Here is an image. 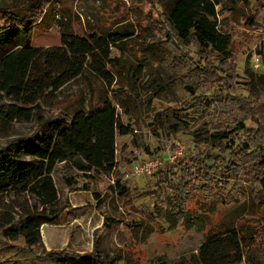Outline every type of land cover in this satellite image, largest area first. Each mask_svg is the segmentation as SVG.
Listing matches in <instances>:
<instances>
[{"label": "trees", "instance_id": "1", "mask_svg": "<svg viewBox=\"0 0 264 264\" xmlns=\"http://www.w3.org/2000/svg\"><path fill=\"white\" fill-rule=\"evenodd\" d=\"M149 1L159 11L160 0ZM224 1L174 0L162 22L172 29H165V42L177 52L169 66L183 71L189 85L180 109L171 110V115L156 113L153 131L162 128L165 119L184 122L189 113H200L209 122L196 136L201 143L208 140L212 144L197 155L185 154L164 163L146 179L143 196L155 200L153 211L143 220L132 218L129 225L132 238L139 242H146L156 228L172 231L181 221H198L203 216L198 210L205 206L236 202L245 194L242 179L259 188L256 196L264 211V125L258 120L256 101L233 94V80L238 76L226 67L234 58L232 36L220 30L217 12ZM51 2L15 0L0 7V118L36 124L31 135L0 148V197L23 190L37 196L40 203L36 210L23 209L16 215L0 211V264H119L124 258L109 256L99 242L87 254L47 252L41 244V226L61 214L60 194L66 197L71 191H90L95 175L116 172L117 181L110 189L130 196L131 182L116 171V146L118 137L130 135L133 129L120 120L112 98L91 111L48 119L40 102L85 70L111 85L120 67L112 49L133 40L135 30L129 25L116 31L93 29L83 36L68 33L62 36L60 46L34 47V27L44 21ZM189 43L197 48V60L184 47ZM143 69L136 68L126 78V88L116 92L138 89ZM201 77L216 80V89L212 92L197 82ZM6 99L11 103L5 104ZM242 103L249 106V117L242 115ZM59 164H64V169L58 171L57 185L54 174ZM70 169L81 172L88 182L82 185L69 175ZM95 197L101 200L98 192ZM255 222V230L222 223L187 233L177 250V256L182 257L169 264H260L264 260V215ZM165 260H161L163 264H167Z\"/></svg>", "mask_w": 264, "mask_h": 264}, {"label": "rangeland", "instance_id": "2", "mask_svg": "<svg viewBox=\"0 0 264 264\" xmlns=\"http://www.w3.org/2000/svg\"><path fill=\"white\" fill-rule=\"evenodd\" d=\"M14 2L0 0V7ZM173 2L160 0L158 10L163 14L160 15L149 0H52L44 21L34 27L32 45L43 49L60 46L62 36L68 33L83 36L93 29L116 31L132 25L136 34L126 45L112 49L113 57L120 59V67L114 73L115 81L111 85L90 76L85 70L78 78L40 102L43 116L48 119L57 114L91 111L112 98L120 120L133 129L130 135L119 136L116 146V171L124 176V180L131 182L130 196L123 197L119 190L113 192L110 189L117 181L116 172L95 175L90 191L79 189L68 192L66 197L60 194L58 207H63L61 214L54 221L41 226V244L47 252L68 250L87 254L99 242L101 249L109 256L120 255L124 258V262L119 264H163L161 260L164 258L169 264L182 257L177 256V250L186 238L185 234L217 228L222 223L255 230L258 225L255 221L260 222L264 215L260 207L262 203L256 196L259 188L242 179L245 194L241 193L236 202L211 208L205 206L202 211L198 210L199 215L203 213L198 221H181L172 231L156 228L146 242L132 238L130 220H143L153 211L155 201L143 196L148 176L138 173L134 166L149 163L157 157L166 158L167 154L174 155L181 148L186 156L197 155L212 144L208 140L201 143V138L198 140L196 136L209 122L200 113H189L184 122L165 119L163 127L153 131L156 128L153 125L156 113L164 111L171 115V110L180 109L189 85L186 77H182L183 71L169 66L170 59L177 52L170 43L165 42V29H172L162 22ZM217 12L220 30L232 36L234 58L227 61L226 67L238 76L233 80V94L253 98L258 120L264 125V0H226ZM184 47L193 53L196 60L199 58L197 48L191 43ZM138 67L144 68L139 75V88L124 91L126 95L117 93L116 90L126 88V78ZM198 80L212 92L217 87L216 80L212 78H208L209 81L205 77ZM122 97L126 98L125 101ZM4 103L11 102L6 99ZM240 110L246 117L249 106L242 103ZM249 124L255 127L250 121ZM35 128L34 121L0 118V148L31 135ZM63 169L64 164L57 166L54 174L57 185L60 181L58 171ZM69 175L77 178L82 185L88 182L85 175L77 170L70 169ZM95 192L101 195L100 201L96 199ZM137 194L140 195L138 198ZM39 205L37 196L29 191L20 190L0 197V211L13 215L23 212V209L34 211ZM260 264H264V260Z\"/></svg>", "mask_w": 264, "mask_h": 264}, {"label": "built area", "instance_id": "3", "mask_svg": "<svg viewBox=\"0 0 264 264\" xmlns=\"http://www.w3.org/2000/svg\"><path fill=\"white\" fill-rule=\"evenodd\" d=\"M256 67H258L257 64H255ZM182 150L177 151L174 155L169 156V154H167L166 158H159L157 157L155 160L143 164V165H135L134 168L136 169V171L138 173H143V175L145 176H151L153 171L158 168L159 166H162L164 163L166 162H174L177 158L179 157H183L185 155V150H183V148H181Z\"/></svg>", "mask_w": 264, "mask_h": 264}]
</instances>
